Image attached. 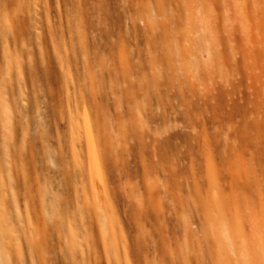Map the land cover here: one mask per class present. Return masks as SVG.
<instances>
[{
  "label": "rangeland",
  "instance_id": "374dc122",
  "mask_svg": "<svg viewBox=\"0 0 264 264\" xmlns=\"http://www.w3.org/2000/svg\"><path fill=\"white\" fill-rule=\"evenodd\" d=\"M203 2L228 76L206 108L187 84L194 61L186 79L178 70L195 0H0V264H227L233 240L236 264H264V93L227 36L238 34L236 7L263 22L264 0ZM228 145L239 211L227 228L209 209L201 151L231 162Z\"/></svg>",
  "mask_w": 264,
  "mask_h": 264
},
{
  "label": "bare ground",
  "instance_id": "6f19581e",
  "mask_svg": "<svg viewBox=\"0 0 264 264\" xmlns=\"http://www.w3.org/2000/svg\"><path fill=\"white\" fill-rule=\"evenodd\" d=\"M153 1V0H152ZM170 0H154V3L156 4L155 6H159V5H162L164 2H169ZM216 1V0H215ZM218 3V2H217ZM230 4V3H229ZM167 5V4H166ZM238 5V4H237ZM148 6V5H147ZM165 6V4H164ZM239 6V5H238ZM254 6V5H253ZM161 7V6H160ZM230 7V5L228 6ZM236 7V6H235ZM162 8V7H161ZM213 9V8H212ZM252 9V8H251ZM255 8H253L252 10H250L249 8L247 7H244V6H240V7H236V15L237 17L239 18V20H237V31H238V34H235V29L233 28V30L229 31L228 35L229 36V40L231 41L232 43V46H231V50L232 52H236L240 55V62L242 63V65H245L244 68L245 69V77L248 81H250L249 83H252V86H253V92L255 94V96H259L258 93L260 92V88H258L256 91H255V85H254V82H257L259 83V87H262L263 88V93H264V21L262 22L259 18L260 16L256 14V11L257 10H254ZM257 9V8H256ZM163 10V9H162ZM146 11V10H145ZM157 12V11H156ZM158 13V12H157ZM162 13V12H161ZM165 13V11L163 12ZM162 13V14H163ZM214 13V12H213ZM218 16L220 17V15L223 17V14L218 12ZM211 14V9H208L205 7L204 5V2L203 0H195V10L194 12H190V15H189V18L188 19H192L194 22L196 20V22L189 26V28L187 29H190L188 32L186 30V33L189 35V38H186L188 40H186V43L188 42V46H186L184 44V46H186L187 48H189V50L192 52L191 55H193L194 57H191L190 55V51L189 54L190 56L186 57V53L183 54V59H180L179 60H183L182 61V64L181 66H179L181 69H178L180 70L179 74L180 75H184L185 78H182V79H186V75L185 73H191L192 71V68L193 70H195V73L193 74L194 76H196L197 78V82L196 83H192V80L190 81L191 83H187L185 82V84L187 83L188 86H190V88L192 87L193 88V95L194 96H200V102H201V107L202 108H206L209 100L212 101V100H217V95L216 94H213L214 90H217V86H216V83H215V79L216 78H219L222 74L221 70L218 68L217 66V63L219 64V61L220 57H222V53L220 52V47L219 45H221V41H222V34L220 32V27L218 24H216L215 22H212V14ZM217 14V13H216ZM228 15H230L231 13H227ZM261 14V13H260ZM158 15V14H156ZM217 17V16H216ZM143 18V17H142ZM156 18V17H155ZM186 18V19H187ZM154 22V21H153ZM198 22V23H197ZM152 23V22H150ZM156 23V22H155ZM189 22H187V25H188ZM164 24V23H163ZM157 25V23H156ZM186 25V26H187ZM153 26V25H152ZM155 29V28H154ZM155 31V30H154ZM153 32V31H152ZM174 32V31H173ZM177 33V32H176ZM173 34V33H172ZM175 36V35H174ZM185 37V36H184ZM175 38V37H174ZM224 39V38H223ZM176 41V40H175ZM183 41V40H182ZM175 43V42H174ZM223 43V42H222ZM169 45V44H168ZM171 46V45H170ZM190 46H192L190 48ZM169 47V46H168ZM174 47V46H173ZM184 47V48H186ZM177 48V47H175ZM224 48V47H223ZM173 49V48H172ZM183 49V48H182ZM178 50V49H177ZM176 50V51H177ZM230 50V51H231ZM180 51V50H179ZM183 51H185L183 49ZM172 52V51H170ZM169 52V53H170ZM182 52V50L180 51ZM231 52V53H232ZM175 53V52H174ZM173 53V54H174ZM229 53V52H228ZM181 54V57H182V53ZM185 55V56H184ZM229 56L232 57V55L227 54ZM178 57V56H177ZM191 57V58H190ZM169 58V57H168ZM193 58V59H192ZM229 58V57H228ZM231 59V58H230ZM177 60V61H179ZM194 62H193V61ZM219 60V61H217ZM222 60L224 61V57H222ZM221 60V61H222ZM195 63L196 66H193L191 68V64ZM196 61V62H195ZM217 61V62H216ZM228 61V60H227ZM226 61V62H227ZM230 61V60H229ZM228 61V62H229ZM236 61V60H235ZM180 62V61H179ZM178 62V63H179ZM239 62V63H240ZM231 63V62H230ZM180 64V63H179ZM178 64V65H179ZM222 63H220L219 67L222 69V66H221ZM226 64V63H225ZM232 64V63H231ZM231 64L229 66H231ZM228 65V64H226ZM228 66V68H229ZM177 68H179L177 65H176ZM173 68V67H172ZM175 68V67H174ZM177 68L175 69L174 72L171 73V76L172 74L174 73L176 78L174 80L175 81H179L181 80L180 82L183 83V80L179 77L180 75L177 74L178 72L176 71ZM168 69V68H167ZM165 69V70H167ZM227 69V68H226ZM185 73H181V71H183ZM231 70V69H230ZM162 71V70H161ZM256 71V72H255ZM166 72V71H165ZM177 72V73H176ZM224 74L227 73V71H223ZM226 72V73H225ZM241 72V71H240ZM169 73V71H168ZM170 74V73H169ZM173 74V77H175ZM223 74V75H224ZM179 75V76H178ZM222 75V76H223ZM167 76V75H166ZM227 76V74L225 75V77ZM182 77V76H181ZM224 77V78H225ZM228 77V76H227ZM170 78V77H169ZM178 78H180L178 80ZM195 77H193V79H196ZM222 78V77H221ZM171 79V78H170ZM190 80V79H189ZM224 80V79H223ZM228 80V79H227ZM230 80V78H229ZM196 81V80H195ZM226 81V79L224 80ZM168 82V81H167ZM179 82V84H180ZM232 83V81H229ZM178 82H176V85H179L177 84ZM235 83V82H234ZM175 84V83H174ZM184 83L182 85H184L182 88V90L184 91V88L185 87H188L187 84L185 85ZM190 84V85H189ZM224 85L225 82H224ZM236 85V84H235ZM234 85V86H235ZM199 86H202L200 89L198 88ZM231 86V85H230ZM178 87V86H177ZM176 87V88H177ZM194 87L196 88L197 87V90H194ZM236 88V87H235ZM172 89V88H171ZM189 89V88H188ZM187 88L185 89L186 92L188 90ZM182 90H179V91H182ZM223 90V88H222ZM229 90V89H228ZM183 91L180 95L183 97ZM189 92V90H188ZM168 93V92H167ZM185 93V91H184ZM229 93V92H228ZM231 93V91H230ZM185 95H188L185 93ZM185 98V96H184ZM196 98V97H195ZM230 98V97H229ZM231 99V98H230ZM208 101V102H207ZM228 101V100H227ZM229 102V101H228ZM232 103V101H231ZM192 104V101H188V105H191ZM213 104V103H212ZM211 103L210 105L213 106ZM229 104V103H228ZM235 105V103H232ZM230 104V106L232 105ZM215 106V105H214ZM216 108V107H215ZM232 108H235L234 106H232ZM210 110L211 107H209ZM236 109V108H235ZM214 110V109H213ZM203 111V110H202ZM210 112V111H209ZM264 113V111H263ZM259 133V134H258ZM258 133H255V147L256 148H264V143L261 142V131H258ZM236 135L239 133H235ZM234 134V135H235ZM235 135V136H236ZM212 136V135H211ZM207 137V135H206ZM213 138V137H212ZM238 138V136H237ZM259 138V139H258ZM209 142V138H206ZM210 143V142H209ZM229 147L227 148L228 149V155L230 157V160H232L231 162H228L229 159H227V156L223 157V158H220L218 157L217 155L216 158L218 157L219 160L218 162L216 163L215 159L213 160V156H211L212 154H210L207 150V152L209 153L210 157L206 154H203V151H201L202 155H204V157H206V161H205V165H206V175H207V179H208V182L210 184V192H209V201H210V207L209 209H211V211L214 210V213H212L214 216L213 218L215 217V221H218L217 218L219 216L218 212H220V214H224V215H221V216H225L224 218V224L221 223L223 220H219L220 222V225L223 224L225 227H230L227 222L229 221V224H234L236 223V219L234 218L233 214L230 212V209H233L234 211H239L238 210V204H236V199H237V196H235V193L234 191H232V187L233 188H237L238 184H236L237 180L239 179L238 177V171H232V165L229 164V163H232L235 161V159H238V156H237V153H238V150L236 147L232 146V145H228ZM232 146V147H231ZM204 149V148H203ZM202 149V150H203ZM205 150V149H204ZM212 150V149H211ZM219 150V149H217ZM91 166H92V178L96 176V172H97V159H96V151H95V147L94 145H92V148H91ZM221 151V150H220ZM214 152V151H212ZM222 152V151H221ZM216 153V152H215ZM219 154V152H217ZM223 153V152H222ZM226 154V152H224ZM206 155V156H205ZM220 156H223V154H219ZM208 157L209 158H212L213 161H211L210 159L208 160ZM217 158V159H218ZM208 161H211V162H208ZM215 161V162H214ZM237 161V160H236ZM214 162V163H212ZM216 163V164H215ZM218 164V166H217ZM236 164V163H235ZM237 166H242V164L240 163V161L236 164ZM218 167V169H217ZM97 177V176H96ZM95 177V178H96ZM224 185H229V190H227V188H223ZM207 199V198H206ZM96 203V202H95ZM99 203V202H98ZM204 204V203H203ZM208 205V204H207ZM95 206V205H94ZM98 206L100 207H103L102 205L98 204ZM96 205L95 208L98 207ZM203 206V205H201ZM260 206L261 207H264V201L260 202ZM99 207V208H100ZM95 208H93L95 211H97V223L99 224V228L101 230L102 233H105L106 230H107V227L109 225H106L107 223V220H109V218H107L106 220L104 218H106V216L104 217L103 213L104 211L106 212V208L104 206V208L106 209H102L100 210L99 208V211L96 210ZM206 208V207H205ZM92 209V210H93ZM93 210V213L96 215V213L94 212ZM101 211V212H100ZM204 211V210H203ZM210 211V210H209ZM218 214V216L216 215V213ZM205 214V213H204ZM106 215V214H105ZM207 215V214H206ZM212 216V215H211ZM219 216V217H221ZM212 218V220H213ZM217 218V219H216ZM223 218V217H222ZM221 219V218H220ZM210 220H211V217H210ZM214 220L211 222V226H213V222ZM210 222V221H209ZM218 222V223H219ZM217 223V224H218ZM109 224V221L108 223ZM215 226L217 225L215 222H214ZM231 224V225H232ZM113 225V224H112ZM208 225V227L210 226ZM227 225V226H226ZM107 226V227H106ZM111 226V225H110ZM223 227H219L218 225L216 226V229H217V234L219 232V230H221V228H224ZM220 228V229H219ZM225 228V229H227ZM224 230V229H222ZM225 232L227 230H224ZM230 231V230H228ZM109 233V232H108ZM108 233L105 234L106 236L104 237H107L108 236ZM228 233V232H227ZM113 236V235H112ZM103 237V238H104ZM222 237V236H219V238ZM115 238V237H114ZM225 238V237H224ZM107 239V238H105ZM104 239V242H106ZM222 238L218 239L219 242L221 241ZM223 240V239H222ZM115 241V240H114ZM228 245L224 244V247L226 248V251H224L225 253L221 252V254L223 253L224 255V260L227 262V264H236L235 261H236V257L237 256H234L237 251H236V246H235V243H234V240L231 241V245L229 243H227ZM223 247V248H224ZM223 248H221L223 250ZM224 248V249H225ZM220 249V250H221ZM233 253L234 255L232 256ZM219 254H217V258L219 259ZM221 256V255H220ZM241 256V255H240ZM217 259V260H218ZM240 259V258H239Z\"/></svg>",
  "mask_w": 264,
  "mask_h": 264
}]
</instances>
